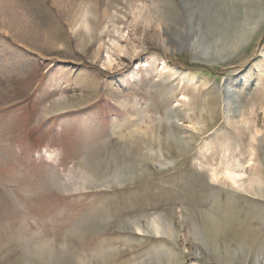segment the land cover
<instances>
[{"label":"rangeland","instance_id":"rangeland-1","mask_svg":"<svg viewBox=\"0 0 264 264\" xmlns=\"http://www.w3.org/2000/svg\"><path fill=\"white\" fill-rule=\"evenodd\" d=\"M262 195L264 0H0V264H225Z\"/></svg>","mask_w":264,"mask_h":264},{"label":"bare ground","instance_id":"bare-ground-1","mask_svg":"<svg viewBox=\"0 0 264 264\" xmlns=\"http://www.w3.org/2000/svg\"><path fill=\"white\" fill-rule=\"evenodd\" d=\"M87 13H88V11L85 9L84 15L82 16V18H80L76 22L74 21V24H73L74 26L72 27V31L73 32H79L81 29H83L85 36L89 40H91L94 33H93V29H92L90 23L87 20ZM105 13H107V12L105 11ZM105 13L103 15V18H105V15H106ZM106 19H108L110 21V17L106 16ZM72 22H73V19H72ZM106 33L108 35L109 31H106V27H104L102 29L100 35L102 34V36L103 35L105 36ZM117 33H118V31H116L115 34H117ZM110 42H112V44H114L115 41H112V39H110ZM105 48H106V43L103 41V39H100L98 48L96 50V53H97L96 57H98L100 55V53L105 50ZM108 59L112 60L110 56H108ZM188 76H189V78L192 79V76H190V75H188ZM146 116L147 115L144 114V117H146ZM126 129L128 130L127 133L130 135L128 137L129 141H130V138L137 137L138 135L142 134L141 131H139L141 129H138L137 127L129 126V127H126ZM116 135L119 136V134H116ZM145 136L148 139V143L150 142L151 146H154V145L157 146V144H158V146H160L159 145L160 140H159V137L157 135L150 132V133L145 134ZM119 137L120 138L126 137V135H124L123 133H120ZM148 157H152V156L149 155ZM146 159H148V158H146ZM84 174H85V172H84ZM93 175L99 176L98 173L97 174L95 173ZM84 176L86 177L87 174H85ZM229 176L233 181H235L233 174L229 173ZM89 178H93V176H91ZM262 196L264 197V195H262ZM220 218H222L223 224L220 223L221 222ZM200 220H201L200 221L201 226L200 227L198 226L199 230L202 233V235L205 237V239L208 240L209 246L211 248V252H212V254H214V256L218 260V262L225 263V264H264V238H263L264 235L259 230H256V232H255V234H258L259 246L256 249V251L252 254V256H250L248 253H242L243 255H236V252H234L232 246L230 244H228L226 241H225V243H222V245L224 246L225 252L221 253L219 251V248H218V245H219V239L218 238H219L221 231H223V227L226 230V232H228L227 215L226 214L225 215H221V214L220 215H217V214L214 215L211 212L207 211V212L200 213ZM149 229H150V233H152L153 235H165V236H167V238H169L172 241H175V239H176L175 232H174V229L172 228V226L168 225L167 222L162 223L161 220H159L158 218H152L150 220ZM252 230L255 231V229H253V228H252ZM195 240L198 241V243L195 244L197 246V250H196L197 255L203 256V259H207V251H205L206 247L204 250L203 248H201L202 247L201 245L204 246V244L203 243L201 244L200 241L197 239H195ZM227 240H228V238H227Z\"/></svg>","mask_w":264,"mask_h":264}]
</instances>
